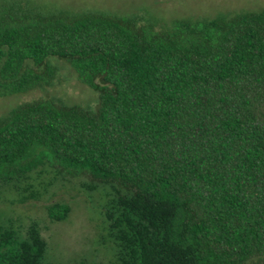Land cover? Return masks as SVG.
<instances>
[{"label": "trees", "instance_id": "16d2710c", "mask_svg": "<svg viewBox=\"0 0 264 264\" xmlns=\"http://www.w3.org/2000/svg\"><path fill=\"white\" fill-rule=\"evenodd\" d=\"M53 61L96 104L43 98L0 118V200L79 181L105 189L114 264H264V10L158 26L0 0V98L50 86ZM45 210L58 223L70 207ZM46 249L36 221L22 233L0 215V264H52Z\"/></svg>", "mask_w": 264, "mask_h": 264}, {"label": "rangeland", "instance_id": "374dc122", "mask_svg": "<svg viewBox=\"0 0 264 264\" xmlns=\"http://www.w3.org/2000/svg\"><path fill=\"white\" fill-rule=\"evenodd\" d=\"M14 1V0H13ZM22 6L70 12L103 11L117 15H144L156 19L157 25L170 24L172 20L214 18L218 15L241 11L264 10V0H17ZM56 78L50 86L26 94L0 98V118L11 109L38 99L48 98L66 105L93 109L97 95L77 81L73 70L61 61H53ZM52 180L43 174L34 182L42 186ZM52 185L38 200H24L12 191L0 200L2 218L18 222L20 230L36 221L47 241L45 262L52 264H114L113 248L105 238L101 206L105 189L88 192L79 181L52 180ZM54 202H64L70 211L65 221L51 223L45 207Z\"/></svg>", "mask_w": 264, "mask_h": 264}]
</instances>
